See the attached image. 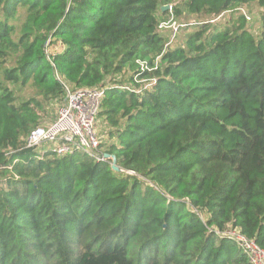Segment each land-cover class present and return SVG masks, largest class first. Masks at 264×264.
<instances>
[{"label": "trees", "instance_id": "16d2710c", "mask_svg": "<svg viewBox=\"0 0 264 264\" xmlns=\"http://www.w3.org/2000/svg\"><path fill=\"white\" fill-rule=\"evenodd\" d=\"M172 2L0 0V264H251L233 230L264 248V0ZM250 3L256 35L245 12L213 26ZM182 15L167 47L158 18ZM63 83L106 88L109 158L25 150Z\"/></svg>", "mask_w": 264, "mask_h": 264}, {"label": "built area", "instance_id": "2783aa9c", "mask_svg": "<svg viewBox=\"0 0 264 264\" xmlns=\"http://www.w3.org/2000/svg\"><path fill=\"white\" fill-rule=\"evenodd\" d=\"M167 9L171 11V6L168 5ZM172 26L174 31H177V25L170 18L161 23L159 28ZM63 89L64 100L55 119L49 124L36 126L30 131L24 142L25 150L38 153L45 145L44 149L51 150L57 156L82 151L91 157L106 159L107 157L99 151L102 142L96 132L98 114L106 88L102 86L90 89L74 88L63 83ZM225 234L232 237L243 249L251 264H264V248L234 230L227 231Z\"/></svg>", "mask_w": 264, "mask_h": 264}, {"label": "rangeland", "instance_id": "374dc122", "mask_svg": "<svg viewBox=\"0 0 264 264\" xmlns=\"http://www.w3.org/2000/svg\"><path fill=\"white\" fill-rule=\"evenodd\" d=\"M172 3L176 4V5H182V0H174V2H172ZM243 12H245L246 15L250 16L249 17L250 20L249 21L246 20V22L244 23V28L247 29L251 34L256 35L260 31V16H259L260 9L255 3H250L248 5L241 7L239 9V12L233 11V12L223 13L220 17H218L217 19H215L213 21V26L219 27V28H224L228 25V23L236 20L238 15H242L241 13H243ZM158 20H159L158 32L164 38L167 47H169V46L175 47L178 44L182 43L184 36L191 31L190 29L184 30L182 28V26H185V24H188L192 21V20H188L187 18H185V15H182L180 18L177 19L178 23L175 22L174 20H172V22L175 23L178 27L177 31H174V26L159 28V25L166 20L161 19L160 16H159ZM54 50H55L54 46L48 47L49 53H51ZM17 95H18L19 99L26 100V99H29L30 97L34 96V93H33V91H31L29 89H21V90L19 89V90H17ZM59 107L60 106H57L55 104H53V105L51 104L50 106H48L46 109L47 115H46L45 119L41 120L39 122V125H37V126L46 125V124L51 123L55 119ZM105 131H107V129L105 128L104 124L102 123V120L98 119V123L96 125V132L100 136L101 142L108 144V139L105 136ZM44 148H46L45 145L42 146V149H44ZM99 151L101 153V150H99Z\"/></svg>", "mask_w": 264, "mask_h": 264}, {"label": "water", "instance_id": "95a60500", "mask_svg": "<svg viewBox=\"0 0 264 264\" xmlns=\"http://www.w3.org/2000/svg\"><path fill=\"white\" fill-rule=\"evenodd\" d=\"M168 8V6L166 5V6H163L162 8H161V10H166ZM107 158H109V156L108 155H105ZM112 159V169L114 170V171H119V169L115 166V160H114V158L112 157L111 158Z\"/></svg>", "mask_w": 264, "mask_h": 264}]
</instances>
